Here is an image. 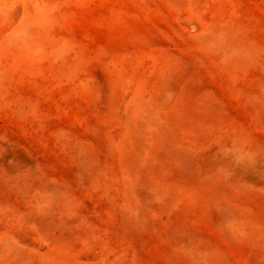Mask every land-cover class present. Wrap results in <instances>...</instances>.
Listing matches in <instances>:
<instances>
[{"label":"rangeland","instance_id":"rangeland-1","mask_svg":"<svg viewBox=\"0 0 264 264\" xmlns=\"http://www.w3.org/2000/svg\"><path fill=\"white\" fill-rule=\"evenodd\" d=\"M22 1L0 264H264V0Z\"/></svg>","mask_w":264,"mask_h":264},{"label":"bare ground","instance_id":"bare-ground-1","mask_svg":"<svg viewBox=\"0 0 264 264\" xmlns=\"http://www.w3.org/2000/svg\"><path fill=\"white\" fill-rule=\"evenodd\" d=\"M22 3H23V1L22 0H20ZM31 1V6H32V9L34 10V12L36 13V12H40V11H43V10H50V11H53V10H56V8L58 7L57 6V3H54V4H52V2L50 1V0H30ZM55 16V15H54ZM54 16H53V18H52V25L51 26H53V25H57L58 23L57 22H54ZM51 20V19H50ZM44 21V20H43ZM60 25H62L63 27H66V28H68L69 26L67 25V24H64V23H62V24H60ZM47 27H50V26H48L47 25ZM51 28V27H50ZM54 28H57V27H55L54 26ZM53 29V28H52ZM58 29V28H57ZM47 31V30H46ZM162 56V55H161ZM157 68H158V66H156ZM156 68V69H157ZM155 74H156V72H155ZM152 82V81H151Z\"/></svg>","mask_w":264,"mask_h":264}]
</instances>
